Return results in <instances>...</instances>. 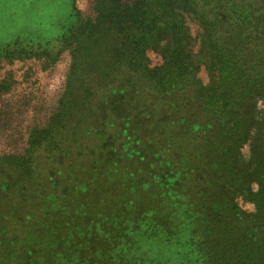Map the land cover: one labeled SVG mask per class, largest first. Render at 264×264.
<instances>
[{
    "label": "trees",
    "instance_id": "obj_1",
    "mask_svg": "<svg viewBox=\"0 0 264 264\" xmlns=\"http://www.w3.org/2000/svg\"><path fill=\"white\" fill-rule=\"evenodd\" d=\"M64 53L68 70L56 106L44 118L0 123L1 184L28 185L35 204L25 210L41 213L36 185L49 219L40 228L22 221L39 240L26 242L20 253L33 249L17 259L34 261L49 231L57 243L51 224L69 210L52 193L55 163L65 157L79 165L85 155L96 177L125 168L145 178L141 188L129 181L131 195L137 192L127 201L130 212L143 211L149 238L186 247L188 264H264V116L256 107L264 101V0H88L85 9L73 0L60 34L0 43V62L36 58L43 69ZM10 90L0 79V95ZM90 182L98 191L104 181ZM241 196L255 211L239 205ZM124 240V251L99 245L94 255L104 264L131 262L135 244ZM55 252L45 249L40 264H64Z\"/></svg>",
    "mask_w": 264,
    "mask_h": 264
},
{
    "label": "rangeland",
    "instance_id": "obj_2",
    "mask_svg": "<svg viewBox=\"0 0 264 264\" xmlns=\"http://www.w3.org/2000/svg\"><path fill=\"white\" fill-rule=\"evenodd\" d=\"M75 5L79 9H85L88 0H75ZM72 9L73 0H0V43H5L21 34H31L34 37H54L62 31ZM151 56L153 62H156V58ZM68 61L69 54L64 53L59 61L47 69H43L40 60L36 58L0 62V79H8L11 84L10 92L0 95V111H2L0 123L18 122L30 117L44 118V111L56 106L60 98L59 94L64 87L65 74L68 70ZM28 96L31 98H27ZM6 97L9 98L6 99ZM256 107L260 115L264 116V101L259 100ZM27 109H36L35 115H28ZM114 138L112 137V139ZM132 152L133 149L130 148L123 150L126 155H132ZM104 155L108 157L107 154ZM241 156L243 161H248L250 157L249 145L243 146ZM78 159L80 164L74 166L68 165V160L65 157L62 159L58 157V161L55 163L60 174L56 176L53 173L56 187L52 193L57 197L56 203L60 206L59 208L64 207L69 210L68 213L58 215L57 220L51 224L53 230H56L58 234L57 243L48 240L49 235L55 233L49 231L47 236L42 239L45 246H39L40 251L33 259L34 261L26 260L24 264H40L43 260L40 253H45V249L47 254L50 251H56L54 254L60 253L64 264H104V260L95 256L99 245H101L100 247L106 246V249L118 246L124 251L126 248L124 239L127 236H130V240L135 244L132 253L128 255L134 256L133 261L123 263L124 261L117 257L120 261L115 260L116 264H188L186 247L166 244L157 237L149 238L151 229L143 226L147 223L146 220H143L144 216H141L144 214L143 211L130 212L132 206L127 201L134 198L137 192L131 195L130 189L127 188L129 181H133L136 186L141 188L143 185L145 187L148 185L146 182H142L146 181L145 178H140L141 175L137 171L131 177V172H125V168H118L111 171L112 173L106 170L102 173L104 175H97L100 181H106V183H101L100 189L96 191L93 188V182L90 181L95 182L97 178L95 174L99 169L91 168L92 166L88 165L89 162H85L87 160L85 155ZM131 171L134 170L131 169ZM133 177L135 178L131 180ZM113 179H115L114 183ZM12 187L10 185L4 187L0 182V264H22L19 259L24 257L27 250L33 249L34 246L25 249L23 254L20 253V250L25 247L26 242L28 244L29 241L39 240V238L36 239L34 232L22 229L23 220L26 222L32 219L37 228L44 227L43 222L49 220L43 211L45 198L38 192L36 185L31 188L41 200L39 211L42 212L38 213L36 210H32L36 212L32 218L29 216L33 212L29 210L34 206L35 198L30 195L31 189L26 184H22L19 191ZM252 187L253 190H256L257 185L254 183ZM107 188L110 190H106ZM92 189L95 190V194L101 190L103 193L97 194L98 196L95 197L96 195L90 192ZM116 189L120 191L117 198L113 196L112 192ZM86 191L89 192V195L86 194ZM63 192H66L67 195L62 196ZM67 196H70V201L65 204L64 199ZM144 201L139 200L145 204L147 200ZM238 203L248 212L255 211L254 203L244 196L238 199ZM130 213L132 214L131 219L128 218ZM70 214L74 215L71 222L72 215ZM136 229L139 234H135ZM65 240L66 242H64ZM65 250H69L70 254L64 255ZM18 256L19 259H17Z\"/></svg>",
    "mask_w": 264,
    "mask_h": 264
}]
</instances>
